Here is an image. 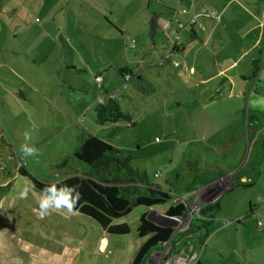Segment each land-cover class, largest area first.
I'll return each mask as SVG.
<instances>
[{
    "label": "rangeland",
    "instance_id": "rangeland-1",
    "mask_svg": "<svg viewBox=\"0 0 264 264\" xmlns=\"http://www.w3.org/2000/svg\"><path fill=\"white\" fill-rule=\"evenodd\" d=\"M17 1L8 3L15 7ZM3 3L6 0L0 5ZM176 3L24 0V12H18V7L15 12L0 10V186L7 185L0 195V264H130L144 239L136 234L141 214L156 219L151 220L154 223L172 224L177 234L188 228L200 205L214 201L224 190L229 180L225 176L185 193L208 165L228 162L224 146L217 142L225 131L210 129L209 114L200 117L193 113L194 100L203 101L204 97L194 95L193 83L183 80L182 57L172 56V65L153 64L165 58L177 28L174 24L165 26L167 18L158 16L161 27L150 36V18L147 21L146 17L149 12H167L168 5ZM36 5H42L44 12H34ZM56 31L63 37L64 48L57 42ZM177 31L179 41L189 39L190 27ZM18 48L20 55L14 53ZM18 56L24 62L5 64L4 60ZM120 66L133 71L134 77L125 85L117 75ZM96 76H100L99 81ZM104 91H115L120 109L130 121L120 119L103 125L95 121L99 96L109 97ZM197 121L201 128L195 126ZM25 132L31 136L27 143L38 149L35 156L26 157L20 150L26 143ZM84 134L120 148L130 157L133 168L169 190L172 199L150 208L136 206L114 219L113 224H126L128 231L123 234L107 233L76 210H50L41 218L38 202L43 193L17 173L19 165L47 182L80 175L88 166L73 152ZM263 153L264 139L246 151V166L253 165L255 173L263 168ZM25 186H30L29 196L20 199L19 192ZM255 195L252 189L223 195L213 221L176 235V254L171 242L161 244L149 254L146 264H169L170 259L192 252L202 264H237V254L245 244L239 228L247 221V199L253 201ZM179 202L187 205L185 215L167 217V206ZM263 210L258 208L251 216L255 224ZM236 217L240 218L238 225L226 223ZM236 227L237 232L233 230Z\"/></svg>",
    "mask_w": 264,
    "mask_h": 264
},
{
    "label": "crops",
    "instance_id": "crops-1",
    "mask_svg": "<svg viewBox=\"0 0 264 264\" xmlns=\"http://www.w3.org/2000/svg\"><path fill=\"white\" fill-rule=\"evenodd\" d=\"M8 2L10 0L0 5V10L15 12V8L18 7V12L21 9L24 12V0H18L15 7ZM180 6L186 7L188 11L178 13L177 9ZM41 7L42 5L38 7L36 5L34 12H44ZM202 8L211 11V15L198 17L200 23L198 26L187 25L192 12H198ZM153 15L156 16L158 31L161 27L158 16L167 18L164 24L167 27L174 24L177 28L172 18L183 24L180 30L184 31L186 27H190L189 39L184 42L179 41L177 35L176 43L173 42L167 49L165 58H160L153 64L172 65V56L182 57L183 80L193 83L190 88L193 89L194 95L204 97L203 101L194 100L193 113H197L200 117L204 113L209 114L210 129L213 128L216 132L225 131L224 137L217 139V142L224 146L228 164L212 163L202 171L205 173L218 171L228 177L229 180L219 195L220 198L237 189L243 191L252 189L257 193L253 201L247 199L248 211L244 214L247 221L242 228H239L242 229L245 244L237 255L239 261L244 264H264V216L263 214L260 216L263 220L262 227L257 226L251 218L256 209L264 207V153L260 157L263 168H258L256 173L253 165L246 166L248 157H245L250 146H255L264 139V0H192L191 2L177 0L175 5H168L167 12H149L147 21ZM193 26H196L197 30ZM56 37L57 42L64 48L63 37L57 31ZM152 45L156 47L155 43ZM21 51L18 48L14 53L20 55ZM15 60L19 63L24 62L21 56L9 57L4 61L5 64L10 65L15 64L13 62ZM255 70L257 72L252 76ZM131 73L133 78V71ZM117 75L124 77V73L118 71ZM135 77L139 76L135 75ZM205 102L208 105L202 104ZM244 116L247 118V123H244ZM196 125H199L198 121ZM199 126L201 128V125ZM223 176L198 185L190 192L201 189ZM213 220L214 218L210 221ZM231 221L238 225L240 218L236 217ZM233 230L237 232L238 228ZM198 262L202 264L199 257Z\"/></svg>",
    "mask_w": 264,
    "mask_h": 264
},
{
    "label": "trees",
    "instance_id": "trees-1",
    "mask_svg": "<svg viewBox=\"0 0 264 264\" xmlns=\"http://www.w3.org/2000/svg\"><path fill=\"white\" fill-rule=\"evenodd\" d=\"M150 36L156 32V16L149 20ZM118 73H132L128 68H119ZM257 70L252 74L255 75ZM120 119L130 121V116L121 111L117 99L108 97L95 108V121L99 125L116 122ZM75 158L88 166L86 172L80 175H70L60 181L68 185H77L80 199L73 210L93 219L107 233H126L125 223L113 224L114 219L128 214L136 206L152 207L166 204L172 199L171 192L154 184L147 178V174L133 168L130 157L123 151L108 143L105 139L94 135L84 134L79 145L74 149ZM204 171H201V173ZM17 173L27 177L31 186L42 192L52 182L42 181L32 175L24 165H19ZM205 173V172H204ZM199 174L187 187L185 193L195 189L198 185L223 176L221 172L213 171ZM197 177V176H196ZM55 182V181H54ZM7 189V185L0 186V195ZM220 208V196L214 201L206 202L199 207L197 215L193 216L185 231L174 233L172 226H160L145 217H139L136 234L144 238L136 250L130 264H146L149 254L160 248L161 244L171 242L173 253L176 235L194 231L195 228L205 227ZM184 203L169 204L164 213L170 217L184 216L187 211ZM195 264H200L198 260Z\"/></svg>",
    "mask_w": 264,
    "mask_h": 264
},
{
    "label": "clouds",
    "instance_id": "clouds-1",
    "mask_svg": "<svg viewBox=\"0 0 264 264\" xmlns=\"http://www.w3.org/2000/svg\"><path fill=\"white\" fill-rule=\"evenodd\" d=\"M24 139L26 143L21 145V152L26 157L35 156L38 149L27 141H30V133L25 132ZM30 186H25L19 192L20 199H26L29 196ZM42 196L38 202L39 216L41 218L48 216L50 210H67L71 212L80 199V192L77 185H68L60 180L50 183L42 189Z\"/></svg>",
    "mask_w": 264,
    "mask_h": 264
},
{
    "label": "built area",
    "instance_id": "built-area-1",
    "mask_svg": "<svg viewBox=\"0 0 264 264\" xmlns=\"http://www.w3.org/2000/svg\"><path fill=\"white\" fill-rule=\"evenodd\" d=\"M186 1L191 2L192 0H186ZM187 11H188L187 8L184 7V6H180L177 9L178 13H185ZM210 15H211V11H209L206 8H202L198 12H192L191 16L188 18L187 25H189V26L190 25H197L198 26V25H200V23L198 21V17H209ZM172 21H173V23H175L177 25V28H179V29L183 28V24H181L176 18H172ZM172 34L174 35V43H176V41H177V31L174 30L172 32ZM123 79H124L123 83L125 85L126 81H128L130 79V75L129 74H124ZM95 80L99 81L100 80V76H96ZM108 95H109V97L116 99L115 92H110ZM98 101H99V103H103L104 98L99 96ZM154 176H157V173H154ZM263 209H264V207H263ZM262 214L264 216V210H263ZM230 222H232V221L231 220H226V223H230ZM256 225L259 226V227L263 226L262 218L257 219ZM197 260H198V254L195 253V252H192L188 256H181V257H178L175 260L170 259V261H168V263L169 264H195V262Z\"/></svg>",
    "mask_w": 264,
    "mask_h": 264
},
{
    "label": "water",
    "instance_id": "water-1",
    "mask_svg": "<svg viewBox=\"0 0 264 264\" xmlns=\"http://www.w3.org/2000/svg\"><path fill=\"white\" fill-rule=\"evenodd\" d=\"M167 217H170V216H167ZM171 218V217H170ZM148 219H150V220H153V219H151L150 217H148ZM153 222V221H152ZM156 224H158V225H160V226H172V224H170V223H160V222H158V223H156ZM149 258V257H148ZM148 258H147V260H146V263H148Z\"/></svg>",
    "mask_w": 264,
    "mask_h": 264
},
{
    "label": "bare ground",
    "instance_id": "bare-ground-1",
    "mask_svg": "<svg viewBox=\"0 0 264 264\" xmlns=\"http://www.w3.org/2000/svg\"><path fill=\"white\" fill-rule=\"evenodd\" d=\"M104 244V241L100 242V247L102 248Z\"/></svg>",
    "mask_w": 264,
    "mask_h": 264
},
{
    "label": "flooded vegetation",
    "instance_id": "flooded-vegetation-1",
    "mask_svg": "<svg viewBox=\"0 0 264 264\" xmlns=\"http://www.w3.org/2000/svg\"><path fill=\"white\" fill-rule=\"evenodd\" d=\"M149 256H150V255H149ZM149 256H148V257H149ZM148 257H147V258H148ZM146 260H147V259H146Z\"/></svg>",
    "mask_w": 264,
    "mask_h": 264
}]
</instances>
